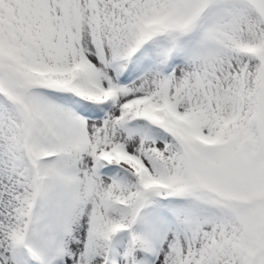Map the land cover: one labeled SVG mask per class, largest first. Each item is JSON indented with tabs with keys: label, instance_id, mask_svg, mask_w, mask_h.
<instances>
[{
	"label": "snow or ice",
	"instance_id": "6c2138e0",
	"mask_svg": "<svg viewBox=\"0 0 264 264\" xmlns=\"http://www.w3.org/2000/svg\"><path fill=\"white\" fill-rule=\"evenodd\" d=\"M0 264H264V0H0Z\"/></svg>",
	"mask_w": 264,
	"mask_h": 264
}]
</instances>
